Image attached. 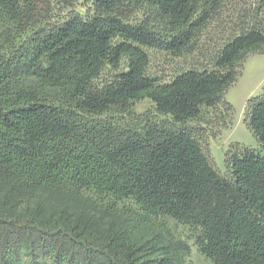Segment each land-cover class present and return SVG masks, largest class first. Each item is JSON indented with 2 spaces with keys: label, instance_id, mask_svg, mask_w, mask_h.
<instances>
[{
  "label": "trees",
  "instance_id": "trees-1",
  "mask_svg": "<svg viewBox=\"0 0 264 264\" xmlns=\"http://www.w3.org/2000/svg\"><path fill=\"white\" fill-rule=\"evenodd\" d=\"M80 1L0 0V264H183L170 220L212 264H264V81L256 145L230 146L225 174L202 145L264 53V0L167 81L149 49L194 51L222 0Z\"/></svg>",
  "mask_w": 264,
  "mask_h": 264
},
{
  "label": "rangeland",
  "instance_id": "rangeland-1",
  "mask_svg": "<svg viewBox=\"0 0 264 264\" xmlns=\"http://www.w3.org/2000/svg\"><path fill=\"white\" fill-rule=\"evenodd\" d=\"M86 4L81 0L77 8ZM255 0H222L220 10L207 29L200 35L197 48L182 56H174L165 52L149 49L148 73L160 79L169 80L179 70L190 66L208 64L211 54L219 41L232 31L239 23L247 21L249 15L255 11ZM264 81V53H250L241 65L237 78L224 91V98L232 105L231 115L224 127L218 125L214 116L212 123H202V126L211 130H219L217 135L211 133L204 137L203 149L212 165L222 174H225L224 160L230 146L243 144L255 146L256 142L244 121L246 100L260 92ZM151 107L147 98H142L134 104L137 112H143ZM209 118V117H208ZM210 120V119H209ZM201 123V122H200ZM177 235L186 245L183 264H212L195 247L186 228L170 220Z\"/></svg>",
  "mask_w": 264,
  "mask_h": 264
}]
</instances>
